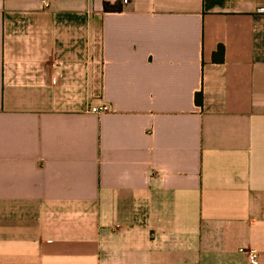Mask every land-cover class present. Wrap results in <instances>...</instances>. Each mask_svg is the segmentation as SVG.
I'll list each match as a JSON object with an SVG mask.
<instances>
[{
    "label": "crops",
    "instance_id": "crops-1",
    "mask_svg": "<svg viewBox=\"0 0 264 264\" xmlns=\"http://www.w3.org/2000/svg\"><path fill=\"white\" fill-rule=\"evenodd\" d=\"M48 1L0 0V264H264V0Z\"/></svg>",
    "mask_w": 264,
    "mask_h": 264
},
{
    "label": "built area",
    "instance_id": "built-area-1",
    "mask_svg": "<svg viewBox=\"0 0 264 264\" xmlns=\"http://www.w3.org/2000/svg\"><path fill=\"white\" fill-rule=\"evenodd\" d=\"M43 7L47 9L50 6V3L48 0H42ZM129 4V0H123V5ZM53 68H62L64 66V63L61 61H56L53 63ZM91 112L97 113V114H104L108 113L110 111V107L108 105H102L101 107H95L90 109ZM240 252L244 255H246L248 261L250 264H255L258 261V253L252 250L248 249H241Z\"/></svg>",
    "mask_w": 264,
    "mask_h": 264
},
{
    "label": "trees",
    "instance_id": "trees-1",
    "mask_svg": "<svg viewBox=\"0 0 264 264\" xmlns=\"http://www.w3.org/2000/svg\"><path fill=\"white\" fill-rule=\"evenodd\" d=\"M123 7L120 1H116L115 3H109L105 2L104 3V11L105 12H122ZM215 61H222L223 60V48L221 47L218 52L215 53L214 55ZM196 103L198 105L203 104V94L198 93L196 95Z\"/></svg>",
    "mask_w": 264,
    "mask_h": 264
}]
</instances>
